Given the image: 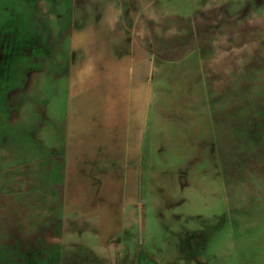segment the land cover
<instances>
[{"label": "rangeland", "instance_id": "obj_1", "mask_svg": "<svg viewBox=\"0 0 264 264\" xmlns=\"http://www.w3.org/2000/svg\"><path fill=\"white\" fill-rule=\"evenodd\" d=\"M109 12L153 45L132 176L67 125L73 43ZM134 235L264 264V0H0V264H119Z\"/></svg>", "mask_w": 264, "mask_h": 264}, {"label": "crops", "instance_id": "obj_2", "mask_svg": "<svg viewBox=\"0 0 264 264\" xmlns=\"http://www.w3.org/2000/svg\"><path fill=\"white\" fill-rule=\"evenodd\" d=\"M108 16L104 25L92 27L85 42L73 43L67 125L72 142L92 141L102 155L109 145L123 175L132 176L141 152L143 110L151 95L147 78H142V66L151 57V31L141 32L136 21L116 26L114 14Z\"/></svg>", "mask_w": 264, "mask_h": 264}, {"label": "flooded vegetation", "instance_id": "obj_3", "mask_svg": "<svg viewBox=\"0 0 264 264\" xmlns=\"http://www.w3.org/2000/svg\"><path fill=\"white\" fill-rule=\"evenodd\" d=\"M172 260L163 257L140 235L128 239L120 252L119 264H215L206 259L198 250H191L189 246H180L176 249ZM54 254L42 256L34 264H63Z\"/></svg>", "mask_w": 264, "mask_h": 264}]
</instances>
